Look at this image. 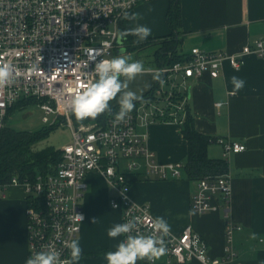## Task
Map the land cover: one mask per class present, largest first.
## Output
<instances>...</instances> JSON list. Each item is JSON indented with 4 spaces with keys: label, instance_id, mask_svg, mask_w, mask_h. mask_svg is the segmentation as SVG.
<instances>
[{
    "label": "built area",
    "instance_id": "2783aa9c",
    "mask_svg": "<svg viewBox=\"0 0 264 264\" xmlns=\"http://www.w3.org/2000/svg\"><path fill=\"white\" fill-rule=\"evenodd\" d=\"M146 1L151 0H0V59L21 70L13 85L0 90V131L9 109L22 99L32 98L40 101L45 123L51 115L53 124L64 118L72 134L71 142L62 147V161L53 172L39 175L34 182L20 181L15 176L0 186L3 195L10 185L25 188L29 257L52 246L62 260L70 258L64 242L77 238L86 219L82 198L87 191L86 177L93 171L102 174L113 189L110 206L120 211L121 222L139 216L138 230L151 234L149 220L154 216L149 204L131 198L132 176L140 172L148 178L178 179L184 164L160 163L143 128L156 122L183 124L188 102L187 79L204 74L219 77L226 61L238 69L249 54L264 59V34L238 54L192 48L183 61L159 68L163 70L164 83L157 82L124 121L114 123V116L105 124L74 125L69 102L77 89L96 79V61L91 58L97 53V61L119 55L121 46L117 40L122 14ZM33 63H40L42 71L29 76L24 70ZM217 141L223 147L225 161L246 150V145L230 139ZM214 196H220L225 203L224 257H210L206 240L188 226L181 234L172 233L165 238L169 262L182 264L198 259L204 264H223L237 257L235 233L242 227L229 213L230 175H208L199 180L192 196L193 212L213 211ZM76 214L82 215L83 220L78 221ZM260 242L264 244V238Z\"/></svg>",
    "mask_w": 264,
    "mask_h": 264
},
{
    "label": "crops",
    "instance_id": "0c3cea01",
    "mask_svg": "<svg viewBox=\"0 0 264 264\" xmlns=\"http://www.w3.org/2000/svg\"><path fill=\"white\" fill-rule=\"evenodd\" d=\"M168 9L169 0L139 3L132 10L138 16L135 24L147 25L151 28L148 38L159 40L158 37L171 33L166 18ZM180 10V38L185 55L192 48L238 54L264 34V0H180ZM149 47L157 49L160 45ZM124 48L126 51L122 55L131 56L136 52L127 51L128 44ZM154 51L152 68L159 69ZM233 76L245 81V86L235 94ZM156 83L150 74H144L137 76L130 89L145 95ZM186 86L187 103L196 131L214 139L208 146L211 158L223 159V147L217 141L220 138L246 145L245 151L230 155L226 161L225 174L230 175L232 185L229 213L242 228L235 233L237 257L223 264H264V244L260 242L264 238V59L255 54L246 55L238 69L226 61L219 77L204 74L197 79H187ZM218 102L223 105L217 107ZM143 130L148 133V145L160 163L182 162L185 166L188 143L183 137L182 125L156 122ZM184 169L178 179L134 174L131 198L137 203L149 204L154 218L163 216L173 234H181L191 226L206 240L209 256L222 258L226 245L225 203L220 196H214L213 211L193 212L191 202L198 181L189 179ZM86 183L87 191L82 198L86 219L76 238L82 248V257L73 264H107L105 254L114 251L123 238L112 239L107 232L114 224L122 223L121 214L110 206L114 191L102 174L90 172ZM27 208L23 186L10 185L4 195L0 189V264H26L29 258ZM137 264L181 263L169 262L164 255L154 262L143 260ZM182 264L204 263L192 259Z\"/></svg>",
    "mask_w": 264,
    "mask_h": 264
},
{
    "label": "clouds",
    "instance_id": "9594fccd",
    "mask_svg": "<svg viewBox=\"0 0 264 264\" xmlns=\"http://www.w3.org/2000/svg\"><path fill=\"white\" fill-rule=\"evenodd\" d=\"M125 21H136V13L125 11L122 14ZM133 36L135 43L145 41L151 35V28L147 25L136 24L135 27L128 28L120 33L121 37ZM99 53L93 56L94 79L87 86L77 89L72 95L69 108L77 122L86 119H97L101 114H112L110 102L116 101L119 106L115 114L114 123L124 121L135 108V102L143 101L144 97L136 91L130 89V85L137 76L150 74L153 81L161 84L163 80V70L146 68L143 62L133 60L129 55H118L110 59H99ZM42 59V57H41ZM29 76L39 75L42 71L40 63H33L24 70ZM21 75V70L11 62L0 59V90L13 85ZM231 82L234 86L233 94L245 86V81L233 76ZM151 87V85H148ZM118 207V205H117ZM78 221L83 220L82 215L76 214ZM141 218L132 217L124 223L114 224L107 232L108 237L119 240L114 251L105 254L107 264H137V261L147 260L154 262L167 253L166 237L171 236V225L163 216H157L149 220L151 234L144 235L138 230ZM95 220H93L94 222ZM255 239V234H252ZM64 246L69 250V259L62 260L60 254L54 247L49 246L45 250L34 252L26 261V264H73L82 257V248L78 240L65 241Z\"/></svg>",
    "mask_w": 264,
    "mask_h": 264
},
{
    "label": "trees",
    "instance_id": "16d2710c",
    "mask_svg": "<svg viewBox=\"0 0 264 264\" xmlns=\"http://www.w3.org/2000/svg\"><path fill=\"white\" fill-rule=\"evenodd\" d=\"M129 13H133L132 10ZM166 18L171 29L169 35L158 37L157 39L159 40L147 38L141 43H135L136 38L133 36H126L124 38H126L125 44H128L127 51L132 52L148 48L149 46L160 45L154 51V59L159 67H165L183 61L186 55L182 51V39L180 38V29L182 26L180 0H169V9ZM121 21V32L136 26L135 21L129 22L123 19ZM151 91L143 95L144 99ZM139 102H135L134 110ZM30 103L39 105L40 101L32 98L18 101L9 109L4 121V127L0 131V186L8 184L15 176L20 181L28 180L34 182L39 175H46L53 172L62 161L63 155L61 149L57 150L53 147H47L41 150L34 149L35 145L47 137L50 130L58 125V122L50 128H44L41 131L34 132L18 131L9 126L8 122L11 115L16 110ZM110 104L112 106L111 115L101 114L95 120L86 119L82 122H77L74 115L71 114V120L74 125L92 122L105 124L119 110V106L115 100L110 102ZM61 119L65 121L64 118ZM182 134L188 143L187 162L184 166V171L189 179L199 181L208 175H223L227 172V163L224 159H214L209 156L208 146L214 139L196 131L194 118L190 113L188 103L186 117L182 124Z\"/></svg>",
    "mask_w": 264,
    "mask_h": 264
},
{
    "label": "rangeland",
    "instance_id": "374dc122",
    "mask_svg": "<svg viewBox=\"0 0 264 264\" xmlns=\"http://www.w3.org/2000/svg\"><path fill=\"white\" fill-rule=\"evenodd\" d=\"M122 21L120 22L121 25ZM157 42V41H156ZM154 47H149L131 53L132 59L141 60L146 68H152V53ZM130 56V55H129ZM44 112L38 104L30 103L27 106L16 110L9 118V126L18 131H41L53 125L54 115L49 116V122L43 121ZM57 123V122H56ZM72 140L71 129L65 121L58 120V125L50 130L47 137L40 140L35 145V150L53 147L57 150Z\"/></svg>",
    "mask_w": 264,
    "mask_h": 264
},
{
    "label": "water",
    "instance_id": "95a60500",
    "mask_svg": "<svg viewBox=\"0 0 264 264\" xmlns=\"http://www.w3.org/2000/svg\"><path fill=\"white\" fill-rule=\"evenodd\" d=\"M120 33H121V32H119V36H118V40H117V44H118L119 46H121V48L117 51V53H118L119 55H122V54L126 51L125 48H124L126 38L121 37V36H120Z\"/></svg>",
    "mask_w": 264,
    "mask_h": 264
}]
</instances>
